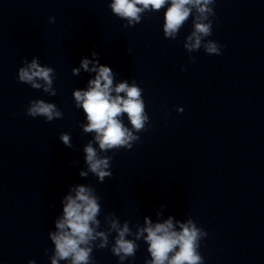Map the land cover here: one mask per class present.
I'll return each instance as SVG.
<instances>
[{
	"label": "clouds",
	"instance_id": "clouds-1",
	"mask_svg": "<svg viewBox=\"0 0 264 264\" xmlns=\"http://www.w3.org/2000/svg\"><path fill=\"white\" fill-rule=\"evenodd\" d=\"M169 0H113L110 8L120 18H125L129 25L138 24L141 21V13L145 10L159 11ZM215 0H170V5L164 12L163 33L165 38L176 39L177 34L185 22L189 19L193 9L197 15L193 19L194 30L187 37L184 47L188 52L199 50L201 47L209 55H220L222 45L213 40H206L212 35V20L215 17ZM49 23H55V17H49ZM127 26V25H126ZM202 41L203 44H202ZM98 53L93 52V60L82 58L80 68L85 71L96 72L95 79L90 80L87 91L76 90L74 98L76 107L83 109L86 113L87 125L83 126L85 133H95L94 140L98 143L101 151L121 148L131 149L132 142L138 141L139 136L133 135L120 119L123 113L127 114L128 120L136 132L146 131V124L149 117L145 112V103L141 99L142 89L135 84L129 86L128 83H119L113 88L112 69L99 64L96 57ZM194 62V57H189ZM19 69L18 81L29 84L33 89H40L49 95H56L52 88L55 70L52 67H41L34 58L30 64ZM93 64L90 69L89 64ZM184 70V69H182ZM73 73L78 74L80 69L73 68ZM37 80L44 81V85L37 83ZM116 95L113 96L112 93ZM120 93H124L121 96ZM177 111L183 112V108ZM30 117H44L46 122L54 119H62L63 113L59 111L54 103H46L44 100H33L26 110ZM60 139L68 146L70 135L62 134ZM86 153L85 162L88 170L95 174L100 182L105 177H111L112 173L106 171L110 167L113 157H99L96 149L92 146V141L84 147ZM87 172H80L81 176H87ZM72 191L75 196L67 195L64 200L63 216L55 223L58 231L50 233L51 241L55 246V255L51 257V264H59L62 260H71V264H90L91 253L94 241L97 236L102 238V242L97 247L105 248L108 237L105 233L99 232L94 235L92 225L99 226L96 219L100 207L98 198L92 194L90 188L78 185ZM146 227L139 229L136 238L139 239L143 233H147L145 240L149 247L151 260L145 264H204V258L199 253L200 241L207 236V232L197 227L192 220L186 224H180V231L174 230L172 218L164 223H157L154 226L145 218ZM111 229L116 230L118 235L112 253L124 262L130 257H134L138 245L125 239L126 234H130L128 224L123 228L118 227V222H111ZM29 264H35L30 260ZM92 264H94L92 260Z\"/></svg>",
	"mask_w": 264,
	"mask_h": 264
}]
</instances>
